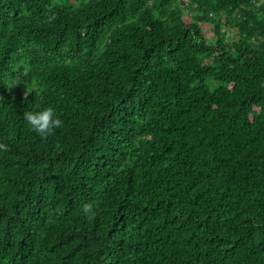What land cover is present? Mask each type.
Segmentation results:
<instances>
[{"label": "trees", "instance_id": "1", "mask_svg": "<svg viewBox=\"0 0 264 264\" xmlns=\"http://www.w3.org/2000/svg\"><path fill=\"white\" fill-rule=\"evenodd\" d=\"M0 144V264H264V1L0 0Z\"/></svg>", "mask_w": 264, "mask_h": 264}, {"label": "clouds", "instance_id": "2", "mask_svg": "<svg viewBox=\"0 0 264 264\" xmlns=\"http://www.w3.org/2000/svg\"><path fill=\"white\" fill-rule=\"evenodd\" d=\"M24 119L33 131L41 136H48L62 126V121L56 117L55 109L51 106L38 111H27ZM5 145L0 144V150L5 149ZM84 213L89 214L90 218L94 215L91 204H86L83 208Z\"/></svg>", "mask_w": 264, "mask_h": 264}, {"label": "rangeland", "instance_id": "3", "mask_svg": "<svg viewBox=\"0 0 264 264\" xmlns=\"http://www.w3.org/2000/svg\"><path fill=\"white\" fill-rule=\"evenodd\" d=\"M207 37L209 40L212 39V34L210 32L207 33ZM237 38V34L236 33H233V38L232 39H236ZM215 39H212V42H214Z\"/></svg>", "mask_w": 264, "mask_h": 264}, {"label": "built area", "instance_id": "4", "mask_svg": "<svg viewBox=\"0 0 264 264\" xmlns=\"http://www.w3.org/2000/svg\"><path fill=\"white\" fill-rule=\"evenodd\" d=\"M262 1H264V0H262Z\"/></svg>", "mask_w": 264, "mask_h": 264}]
</instances>
